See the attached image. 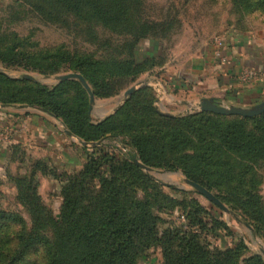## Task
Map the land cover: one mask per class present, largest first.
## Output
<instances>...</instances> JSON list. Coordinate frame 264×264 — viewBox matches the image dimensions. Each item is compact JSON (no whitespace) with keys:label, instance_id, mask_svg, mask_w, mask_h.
<instances>
[{"label":"trees","instance_id":"trees-1","mask_svg":"<svg viewBox=\"0 0 264 264\" xmlns=\"http://www.w3.org/2000/svg\"><path fill=\"white\" fill-rule=\"evenodd\" d=\"M23 1L40 14L49 15L56 10L75 15L88 13L111 29L122 27V32V24L135 18L136 27L131 30L134 41L128 51L134 50L140 38L154 33L166 35L171 27L170 23L151 22L141 0ZM11 7L8 4L5 11ZM1 33L0 26L1 64L45 75L75 71L84 76L96 98L114 94L106 89L109 80L135 79L158 64L151 59L88 62L80 56L75 59L63 49L50 56L48 52L30 54ZM147 90V86L136 90L115 115L94 123L90 95L80 81L68 79L49 87L0 72L1 105L41 107L85 142L122 138L132 147V152L123 157L105 145L93 148V152L84 148V168L59 176L64 181L63 203L55 225L56 241L46 242L47 264H140L155 245L163 249L164 264H264L259 254L247 257L243 244L211 249L202 234L208 227L206 218L200 216L203 206L197 207L193 219L199 231L187 232L177 227L161 230L160 199L166 200L173 210L177 203L160 193L154 202L148 196L140 198L135 183L138 178L152 177L134 161L138 158L146 166L170 172L181 170L188 179L211 192L217 191L216 196L240 211L241 219L264 239V202L257 194L261 184L256 174L264 163V114L252 118L207 111L163 114L155 107V98H147ZM249 121L255 122L253 129L248 127ZM15 148L13 157L21 149ZM230 157L243 160V164L234 165ZM1 218L7 219L8 215L0 212ZM213 230L207 233L215 237ZM27 245L24 242L22 247Z\"/></svg>","mask_w":264,"mask_h":264},{"label":"rangeland","instance_id":"rangeland-1","mask_svg":"<svg viewBox=\"0 0 264 264\" xmlns=\"http://www.w3.org/2000/svg\"><path fill=\"white\" fill-rule=\"evenodd\" d=\"M7 2L12 7L0 12L1 34H6L8 40L14 39L13 42L21 46L24 52H48L50 56L63 49L75 56V59L80 56L88 62H148L151 59L158 63L135 79L114 78L106 82V89L115 92L110 97L96 98L94 110L90 109L94 123L115 115L129 98L125 94L132 87L138 90L147 86V98L154 97L155 107L163 114L198 112V106L187 103L194 95L189 98L190 92L178 84L177 77L180 72L189 70L191 62L196 60L203 46L214 42L224 33H231L251 38L264 49V0H141V7L151 22L170 23L171 27L166 35L154 33L140 38L131 51L126 49L131 48L130 44L134 41L131 30L136 27L135 18L127 19L122 24V32V27L111 29L88 13L75 15L56 10L47 15L36 12L23 0ZM0 72L15 79H30L24 76H33L36 79L30 80L49 87L60 83L57 76L77 73L68 71L45 75L32 69L6 67L1 63ZM59 121V147L54 150L38 147L31 134L24 130L27 139L25 145L0 169V212L8 215L7 219H0V264H47L46 242L56 241L55 225L60 218L63 203L61 190L64 181L59 176L66 172H80L86 163L87 152L84 148L93 152V148L99 147L83 146L81 141L84 140L77 136L69 137L63 132L65 124ZM254 126L255 122L249 121L248 127L253 129ZM12 129L9 130L10 134ZM14 133L19 134L18 129ZM102 145L122 157L132 152V147L122 138L107 139ZM229 160L234 165L243 164V160L237 157H230ZM153 169L154 173L143 169L152 179L138 178L135 190L142 199L148 196L150 202L156 201L158 193L176 201L173 210L169 209L171 206L166 200L160 199V206H163L159 213L162 219L161 230L177 227L187 232L199 231L193 219L197 207L203 206L204 211L201 210L200 216L206 218L208 227L202 234L211 249L243 244L247 249V257L249 254H259L264 258V239L250 223L241 219L240 211L224 202L229 211L221 209L191 187L181 170L170 172L166 169ZM256 174L257 182L261 184L257 194L264 202V163L256 170ZM216 192L213 193L216 195ZM208 230L215 231V237L207 233ZM24 242L28 243L27 247H22ZM140 264H164L162 247H151Z\"/></svg>","mask_w":264,"mask_h":264},{"label":"crops","instance_id":"crops-1","mask_svg":"<svg viewBox=\"0 0 264 264\" xmlns=\"http://www.w3.org/2000/svg\"><path fill=\"white\" fill-rule=\"evenodd\" d=\"M7 5V0H0V12L5 11ZM232 35L234 34H222L226 39L223 50L226 62L217 56L216 44L210 42L197 53L189 70L179 73L178 84L190 92L189 98L194 95L187 103L199 107L203 98H209L218 105L250 108L264 101V78L249 82L241 78L247 68L264 72V49L251 38ZM60 123L59 119L36 107H2L0 104V131L3 133L0 138V169L10 162L16 151L15 147L25 145L27 139L23 134L24 130L31 134L38 147L47 150L59 147L61 133L57 132V128L60 129ZM10 128H13L12 134L9 132ZM15 129H18L19 134L14 133Z\"/></svg>","mask_w":264,"mask_h":264},{"label":"water","instance_id":"water-1","mask_svg":"<svg viewBox=\"0 0 264 264\" xmlns=\"http://www.w3.org/2000/svg\"><path fill=\"white\" fill-rule=\"evenodd\" d=\"M24 77L30 78V79H36L33 76H24ZM56 78L60 82L68 80V79H75V80L80 81L83 84V86L86 88V90L89 92L90 109H91V111L94 110V105L96 103V97H95L94 92L92 91L89 83L84 78V76H82L80 73H68V74L57 76ZM136 89H137L136 87H132L131 89H129L126 92L125 96L126 97L130 96ZM6 106L7 105H2V107H6ZM36 108L38 110L46 112L49 115L53 116L54 118L58 119L55 115H53L52 113H49L47 110H45L43 108H41V107H36ZM199 108H200V111L212 112V113L219 114V115L241 116V117H245V118H252V117H256V116H259V115L264 113V101L258 105L253 106V107L244 108V107H239V106H231V107L229 106L228 107V106L218 105L212 99L203 98L199 103ZM64 131L66 132V134L68 136L75 137V135L68 128L65 127ZM81 143L83 144V146H101L104 142L102 141V142H97V143H88L85 141H81ZM134 161L138 166H140L144 170L151 172V173H154V169L143 164L140 161V159L137 158ZM186 182L191 187H193L195 190H197L200 194L204 195L210 201H212L214 204L219 206L221 209H223L225 211H229L228 207L213 192H211L210 190H208L207 188H205L201 184L196 183L190 179H186Z\"/></svg>","mask_w":264,"mask_h":264},{"label":"built area","instance_id":"built-area-1","mask_svg":"<svg viewBox=\"0 0 264 264\" xmlns=\"http://www.w3.org/2000/svg\"><path fill=\"white\" fill-rule=\"evenodd\" d=\"M214 44L217 46V56L222 57L223 61L226 62L227 58L223 56V50L226 47V39L222 37H218L214 40ZM242 80L245 82H249L252 80H257V79H263L264 78V72L260 69L256 68H247L244 70L242 76ZM3 133L0 131V138L2 137Z\"/></svg>","mask_w":264,"mask_h":264}]
</instances>
